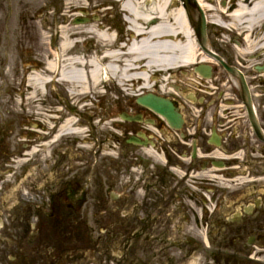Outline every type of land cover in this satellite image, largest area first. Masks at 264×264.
<instances>
[{
    "label": "flooded vegetation",
    "instance_id": "af4514ba",
    "mask_svg": "<svg viewBox=\"0 0 264 264\" xmlns=\"http://www.w3.org/2000/svg\"><path fill=\"white\" fill-rule=\"evenodd\" d=\"M255 1L141 0L143 7L151 2L155 8L145 12V20L134 22L138 32L123 12L121 45L128 50L132 42L145 41L144 55L124 63L128 51H122L115 74L137 76L123 90L105 89L120 92L115 94L121 103L114 114L110 109L101 115L87 109L73 112L76 128L59 134L61 147L72 136L78 150H87L91 141L98 150L110 149L106 144L112 132L118 134L122 159L130 167L119 174L122 190L111 192L112 185L97 186L90 180L81 185L88 172L84 168L73 181L56 186L41 182L38 193L35 188L36 193L22 194L12 206L0 205V264H132L134 259L135 264H187L194 253L214 264H241L239 256H264V20L253 22L247 12L240 19L233 16L240 3L251 9ZM115 34L120 44V32ZM152 55L168 58L161 64L169 69L147 75ZM143 75L146 84L138 78ZM153 97L171 104V121L140 103ZM34 124H27V143L21 150L36 146ZM84 124L103 135L82 136ZM36 128L46 136L43 145L57 137L56 126ZM3 144L0 137V148ZM21 150L2 151L0 162L10 167L24 155ZM139 151L152 156L142 158ZM60 152L59 167L65 157ZM135 166L141 174L129 173ZM176 167H185L186 180L193 178L197 186L182 187L186 181H176ZM193 188L201 191L200 198L192 194ZM224 192L231 194L229 199ZM230 206L233 211L226 218ZM180 208L190 218L176 224L174 214ZM102 211L115 216L119 230L106 223L95 240V228L87 227L81 212ZM191 216L197 230L215 229L211 236L216 238L192 237ZM205 242L230 248L232 255L217 247L208 256Z\"/></svg>",
    "mask_w": 264,
    "mask_h": 264
},
{
    "label": "rangeland",
    "instance_id": "374dc122",
    "mask_svg": "<svg viewBox=\"0 0 264 264\" xmlns=\"http://www.w3.org/2000/svg\"><path fill=\"white\" fill-rule=\"evenodd\" d=\"M96 1L80 0L81 5L85 6L84 9H79L83 13L78 11L68 13V11L66 12V4L69 0H0V137L4 140L0 153L2 151L7 153L6 150L8 149L12 152L21 150V144L27 143L23 133L28 132V123H37L43 127L47 122V126L54 127L55 121L57 123L55 126L58 129L59 123L62 124L68 117H72L74 119L73 122H75L73 112L83 113L87 109L88 111H95L96 115H101V113L104 114L110 109L114 114L120 107L121 98L119 96L116 98L115 96V94H120V92L117 90L113 91L115 90L113 89V92L109 93L104 86L100 90L104 93L92 94L90 101L74 105L72 101L70 102L69 96L65 94V88L59 85V72L47 70V63L55 59L53 53L56 50L55 47L59 48L60 46L62 28H65L70 35L74 34L72 39L78 42L75 46V52L89 57L98 56L100 53L97 47L98 41L89 37L86 26L96 25L105 28L109 26V28L114 29V33L120 32V37L125 35L122 32L126 30V27H122L121 20L124 17V13L121 12V4L117 5L122 1L107 0L100 1V4H96ZM84 12H86V15H83ZM78 18L91 19V22L74 25V21ZM122 43L123 40L121 39V47ZM93 48L94 52H92ZM33 73H40L45 76L49 79L48 83L43 88L36 87L35 84L31 85L28 77L33 76ZM52 78L54 79L53 81L51 80ZM115 121L116 119L113 118L112 124ZM72 128L76 127L72 126ZM72 128L66 129L63 133L71 132ZM81 129L80 133H82V136L90 135L93 138L94 136L97 138L103 135L102 133H95L89 130L87 124H84ZM11 132L13 134H10ZM36 135L39 138L35 146L36 150L22 149L21 151H23L22 154L24 155L18 156V159L14 158L15 163L11 162L10 167H6L0 162V172L2 174L0 179L3 180L0 182V205L12 206V204H16L21 200L23 195L27 194L28 196L31 193H36L35 190L38 193L43 189L41 182L56 186L57 183L62 185L73 181L75 174L83 173L84 168H88V172L86 173V178H80L81 185L89 184L88 180H90L96 183L97 186L100 183L112 185L111 192H116L115 188L122 190L119 174L130 167L126 166L124 159H122L119 142L115 139L118 134L112 132L111 143L106 144V146L110 145V149L105 150H98L96 148L97 142L96 145L93 144L95 146L93 148V145H91L93 141L87 145V150H78L73 145L72 136H70V141H67L62 147L60 146V141L57 143L59 146L51 145L49 142L47 145H43L45 140L42 138L46 137L45 134L39 132ZM59 151L65 152L61 167H59ZM138 153L142 158H150L152 156V154L141 151ZM180 168L176 167L174 172L176 181L181 182L184 179L186 182L183 183L182 187H188L189 184L196 187L197 185L192 182L193 178H190V181L186 180L189 177L185 178L184 176L187 173L185 167ZM141 170L140 167L135 166L132 171L130 169L129 173L141 174ZM62 174L65 180H61ZM105 178L111 181L105 182ZM206 187L219 189V187H210V185ZM245 193H247V190H245ZM192 194L198 198L201 197V191L194 188ZM223 194L228 199L229 195H231L228 192ZM219 195L221 194L219 193ZM193 201L190 203L192 208L195 207ZM226 208H231L225 213L227 218L232 214L233 209L231 206ZM194 211L196 212V210ZM187 212L181 208L176 210L174 214L176 224L182 221L183 217H187L189 220L190 216ZM81 215L87 221L89 229L95 228L93 233L95 240L98 239L101 231L103 232L105 225L110 222L111 226L118 229L116 228L118 225L115 221V216L109 218L105 211H102V213L98 212L95 215L87 212L82 214L81 212ZM190 222H192V237H204L205 239L208 236L210 240L211 238H216L211 236L215 229L205 231V229L200 228L197 230L192 216ZM186 226L184 225V228ZM210 244L212 247L206 244L208 249L218 247L225 253L226 251H233L230 248L227 249V247L216 245L212 242ZM103 245L104 242L100 243V246ZM248 250H252V248ZM254 251L258 252L259 250L255 249ZM118 255L121 257V251H119ZM251 256H254L253 253H251ZM204 259H206L204 256L194 253L187 264H214L211 258ZM254 259L260 261L258 264H264V256L255 255ZM132 262V264H135V259Z\"/></svg>",
    "mask_w": 264,
    "mask_h": 264
},
{
    "label": "bare ground",
    "instance_id": "6f19581e",
    "mask_svg": "<svg viewBox=\"0 0 264 264\" xmlns=\"http://www.w3.org/2000/svg\"><path fill=\"white\" fill-rule=\"evenodd\" d=\"M80 0H69L66 4V12L72 13L74 11H78L83 13L81 8H85L79 2ZM100 1L107 0H97L96 4H100ZM108 1H119V0H108ZM264 0H256L254 2V6L251 9H245V7L240 3L238 9L233 12V16L235 18H242L244 15L243 12H247L250 15V18L253 22H258L259 20H264ZM152 6V7H151ZM155 5H152L150 2L148 7H143V2L141 0H126L123 2V9H126L127 20L126 22H130V25L133 30L138 32L135 26H132L134 22L138 19L145 20L144 14L151 13L155 8ZM162 8V6L160 5ZM77 8V9H76ZM144 11L148 12L145 13ZM160 12L162 10L160 9ZM83 15H86L84 12ZM89 37H92L98 41V51L101 53V57L90 56L87 57L85 55H79L75 52V46L77 45V41L73 40L74 34L70 35L66 31L65 28H62V38L60 41L59 52L55 51L54 53V61L47 63V70H51V72H59V85L65 88V94L69 96L70 102L72 101L74 105H78L80 102L90 101L91 95L96 93H104L101 90V87L111 88L112 86L116 89L123 90L126 82H130L134 80V76L137 75H128L130 73H122L120 75H116V69H118L117 64L122 61V51H126V47H121L119 44V40L116 38V34L114 33L113 28H109V26L99 27V26H86L85 27ZM121 39L123 37H120ZM145 41L141 43L132 42L128 47V55L127 60H124V63H130L138 61L137 58L144 55L142 46H144ZM94 50V48H93ZM193 54L190 56L192 57ZM155 56L152 55L151 58L148 59V64L145 66L152 73L153 69L156 72V69L159 72H165L169 69L164 63V61H168V58H164L163 56ZM157 59V62H156ZM158 64V65H157ZM57 74V73H55ZM146 74V72H145ZM108 78V80L106 79ZM138 78L143 79V83H147L146 75L139 76ZM114 79V82H113ZM54 80L53 78L51 79ZM50 80V81H51ZM105 80V81H104ZM166 80V79H163ZM29 83L31 85L35 84L36 87L43 88L49 81L48 78L41 75L40 73H33V76L28 77ZM112 82V84H109ZM145 89L147 87H144ZM75 101V102H74ZM61 114V112L59 111ZM73 126V119H67L65 122L59 125L58 131L56 135L57 137L53 140H57L59 138V134H64L63 131L66 129L69 130ZM67 127V128H66ZM68 133V132H67Z\"/></svg>",
    "mask_w": 264,
    "mask_h": 264
},
{
    "label": "water",
    "instance_id": "95a60500",
    "mask_svg": "<svg viewBox=\"0 0 264 264\" xmlns=\"http://www.w3.org/2000/svg\"><path fill=\"white\" fill-rule=\"evenodd\" d=\"M152 106L155 110H157L160 113H166V110L168 112V108L166 106V103L160 100H151L150 102H147L146 105ZM166 108V109H165Z\"/></svg>",
    "mask_w": 264,
    "mask_h": 264
}]
</instances>
